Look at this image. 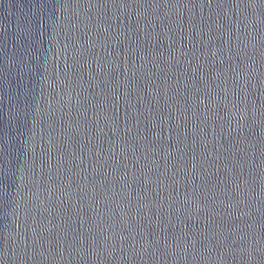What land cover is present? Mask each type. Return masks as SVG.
Listing matches in <instances>:
<instances>
[{
  "label": "water",
  "instance_id": "obj_1",
  "mask_svg": "<svg viewBox=\"0 0 264 264\" xmlns=\"http://www.w3.org/2000/svg\"><path fill=\"white\" fill-rule=\"evenodd\" d=\"M0 264H264V0H0Z\"/></svg>",
  "mask_w": 264,
  "mask_h": 264
}]
</instances>
